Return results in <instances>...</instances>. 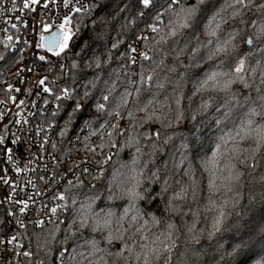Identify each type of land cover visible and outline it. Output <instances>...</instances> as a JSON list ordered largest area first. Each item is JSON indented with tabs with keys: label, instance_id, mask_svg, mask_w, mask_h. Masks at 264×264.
<instances>
[{
	"label": "snow or ice",
	"instance_id": "6c2138e0",
	"mask_svg": "<svg viewBox=\"0 0 264 264\" xmlns=\"http://www.w3.org/2000/svg\"><path fill=\"white\" fill-rule=\"evenodd\" d=\"M38 2L23 0L20 8L17 0H11L9 9L8 0H0V15L35 11L31 6ZM49 3L62 6L66 14L55 26L40 22L36 48L45 54L36 58L47 64L46 54L50 53L66 63L58 65L60 74L55 79L44 75L37 81L48 96L42 107L33 104L43 122L25 128L28 120H14L11 123L20 125L15 132L4 125L0 151L14 172H31L45 186L54 188L52 200L56 203H42L36 218L25 221L29 203L40 194L31 177L25 182L34 189L33 196L26 200H13L11 194L6 197L8 203L22 206L19 215L12 209L7 212L17 232L0 231V260L6 264H174L181 239L176 218L183 221L189 212L196 217L200 211L190 207L185 211L187 202H197L203 191L193 167L199 160L207 174L208 197L203 210L212 214L207 238L232 234L221 254L223 264H264V211L258 219L245 220L247 213L241 206L245 176L260 171L264 187V0H223L219 6L214 0H93L91 4L44 0L43 7L48 8ZM109 6L112 10L105 12ZM93 12L97 13V19L91 21L97 42L107 35L99 29L109 23V17H119L122 29L131 23V43L123 52L122 39L96 48L85 42L78 46L79 51H73L71 42L87 26L73 29V14H80L83 20ZM13 39L6 36L2 42L5 50L13 47ZM24 43L29 44L27 40ZM114 57L122 64L120 71L106 72ZM7 58L0 52V61ZM22 58L21 52L16 62ZM202 62H210L208 71H203ZM193 68L201 69L202 74L190 75ZM24 71L39 70L26 67L16 75ZM47 71L55 73L57 66L53 64ZM189 82L192 87L186 93ZM13 90L20 91L8 84L9 98L15 101L10 95ZM196 97L199 102L194 107ZM50 101L55 102L51 109ZM3 115L0 113V121ZM209 116L211 124L207 123ZM77 129L86 130V135L73 142L71 136ZM24 132L35 134L38 148L21 168L7 144L23 142ZM177 140L180 160L169 154L171 168L167 162L158 164L164 146ZM65 144L73 146L65 151L61 147ZM126 150L132 155L131 163L115 167L113 158ZM74 153L83 156L77 160ZM0 171L4 172L0 180L10 185L7 169ZM176 175L187 180H174ZM17 187L12 186L13 193ZM221 192L224 195L215 199ZM259 199L264 208V191ZM102 200L125 201L126 206L119 215L110 207L97 211ZM233 216L239 219L232 220ZM152 228L162 230L149 235ZM186 234L197 243L203 237V231L195 232V220L187 226ZM189 253L200 255L198 250H187L175 264H194Z\"/></svg>",
	"mask_w": 264,
	"mask_h": 264
},
{
	"label": "built area",
	"instance_id": "2783aa9c",
	"mask_svg": "<svg viewBox=\"0 0 264 264\" xmlns=\"http://www.w3.org/2000/svg\"><path fill=\"white\" fill-rule=\"evenodd\" d=\"M43 3L44 0H39L36 5H32L31 7L35 8V11L23 10L15 13L4 12L0 15V29H7L6 32L0 31V52H5L8 57L6 59L8 65L4 68L0 80V101H3V103H0V113H4L3 119L0 121V129H3L4 125H9L13 132L17 131L20 125L11 123L14 120H21V122L25 119L28 120L30 123L24 125L25 128L33 127L37 123L43 122L38 115L37 107H33V104L42 107L44 99L48 98L47 94L42 92V86L38 85L37 81L44 76L47 69L51 66L52 57L46 54V57L49 58V63L47 64L36 58L38 55L45 54L42 49L36 48L41 29L40 22L46 21L55 26L66 14V10L62 6L57 8L49 3V7L44 8ZM80 3L87 4V0H80ZM17 4L18 7L22 8L23 0H17ZM6 7L9 9L11 8V0H8ZM6 19L10 20V23L5 24L4 21ZM12 24H15L16 27L13 28ZM53 30H55L54 27ZM8 35L14 38L13 42H10L13 44V47L5 50L2 42ZM25 40H27L29 44L26 45L24 43ZM21 52L23 58L17 63L16 60L19 59V53ZM26 67L38 69L39 71H24L20 76L16 75V73ZM21 80L24 82L21 83ZM8 84H11L13 89H20L19 92L13 90L10 93L11 96L15 97V101L9 98V93L7 91ZM27 90H30V95ZM20 101H24L23 105H20ZM54 106L55 102L50 101L49 109ZM17 113L19 115H16ZM33 113H37V115L33 116ZM22 135L24 136L23 142L19 144H7L8 147L14 150V159L19 160L18 166L21 168H23L25 163L37 153L38 148L36 143L38 138L35 137L34 133L30 136L28 132H24ZM73 141H76V138H74ZM29 148H31V152L28 151ZM44 159L47 160V156H45ZM40 166H43L42 163ZM3 169H7V176L11 184L6 185L0 180V201H5L0 204V220L4 221L3 224H0V231H3L4 234H10L11 232H17V229L15 228V221L12 217L7 215V212L9 209H12L19 215L18 209L22 205L10 204L6 201V197L11 194L13 200H26L29 196H33L34 189L25 182L28 177L36 181L39 186L40 194L35 195L34 201L29 203V209L24 216L26 222L28 219L36 218V211L41 208L42 203L54 206L56 202L52 200V191H54V188L50 189L48 186H45L43 182L37 180L36 176L31 172H21L19 174L14 172L12 170V165L6 163V157H4L3 152L0 151V170ZM2 175H4V172L0 171V176ZM18 176L19 179L17 178ZM13 185H18L14 193L12 192ZM29 229H32L31 225H29ZM0 264H6V261L0 260Z\"/></svg>",
	"mask_w": 264,
	"mask_h": 264
},
{
	"label": "trees",
	"instance_id": "16d2710c",
	"mask_svg": "<svg viewBox=\"0 0 264 264\" xmlns=\"http://www.w3.org/2000/svg\"><path fill=\"white\" fill-rule=\"evenodd\" d=\"M93 0H87V4H91ZM189 3L192 2V0H188ZM214 2L217 3V6L223 3V0H214ZM111 6H109L107 9H105V12L111 11ZM101 15H104L105 13H100ZM74 20L72 27L75 29L77 25H87L86 27H82L80 34L72 41V46H73V51L77 52L79 51L78 46H82L85 42L90 43L93 45L94 48L99 47L101 43L105 45H109V42L112 40L116 39H122L125 41V44H121L120 46V51L123 52L125 50V45L127 43H131V32L134 31L131 23L129 22L127 28H121V22L120 18L118 17L117 19H112V17H109V23H105L100 25V31L106 33V37L103 41L97 42L94 40L95 37V32L93 31L92 23L91 21L93 19H97V13L93 12L91 17H84V19H81L80 14H75L74 15ZM231 23V22H230ZM229 25H226L225 28L227 29ZM226 35V32L224 33ZM201 39H207V37L201 36ZM185 63H187V57L184 58ZM8 62L5 61H0V80H1V75L4 70V68L8 65ZM60 63H66L63 60L57 61L56 58L52 57L51 58V66L55 64L57 66V71L55 73L53 72H48L44 75H48L49 79H55L57 75H59V69L58 65ZM67 63H71V61H67ZM171 63V61H170ZM203 71H208L210 68V62L208 64H203ZM49 67V68H50ZM122 67V64L119 60H117L115 57L113 58V63L110 66H106L105 70L106 72H111L112 70H116L117 72L120 71ZM138 70V69H137ZM183 71V69H181ZM192 72H201V69L198 68H193L189 71V74L191 75ZM202 74V72H201ZM163 75V73H162ZM173 77L175 78L176 74H172ZM135 79V77H133ZM192 84L189 82L186 85L185 92L189 93L191 90ZM121 91L123 88L120 89ZM253 98H255V93H253ZM199 102V97H196L193 103V106L196 107ZM143 115V114H140ZM63 121H60L62 123ZM122 124L124 123L123 121L121 122ZM207 123L211 124L212 123V117L209 116L207 118ZM152 127L156 128L158 125H145V128ZM143 131V129H141ZM207 131V129H205ZM86 135V130L85 132H80L79 129L76 130V134L71 136V139L74 140L77 136H79L81 139H83V136ZM75 142V141H73ZM178 145H179V140L175 141L173 145H166L164 146V154L159 155L157 157V162L163 163L167 162L169 164V167L171 168L172 166V161L169 158V154H174L175 159L177 161L180 160V152L178 150ZM73 145L71 144H65L62 145L61 147L66 151L68 148H71ZM149 148H145V151H149ZM135 149H132L131 152H134ZM83 156L82 153H74V158L79 160ZM191 159V157H189ZM132 160V155L128 150L125 152L121 153L119 157H114L113 158V165L115 167H120L121 163H128L130 164ZM68 163H71V161H68ZM185 167H187V161L185 162ZM193 167L197 170V179L201 182V187L203 189L202 192L198 194V200L197 202H192L191 199L187 202V206L185 207V211H188V207H190L192 210H196L197 208L200 210L198 215L196 217H193L191 212L188 213V215L184 216L183 221H186V224H184L183 221L179 217L176 218V223L181 226V239L178 242L179 246L176 252L173 255V262L175 264L176 258L182 254L185 253L187 250L195 249L198 250L200 255L199 257H192L191 254L189 253V258L194 261V264H223L222 260V252L223 250L228 246L231 238V233H224L223 236H219L217 238H214L212 240H209L207 238V230H210V224H211V213H206L204 212V206L207 204V197H208V192H207V174L203 172V169L200 167V162L199 160H196L193 162ZM62 171L65 169L62 167ZM112 171V167H109L108 169V174H110ZM260 175L261 172L257 171L251 176H245V184L244 188L242 189L243 191V199L241 201V206L245 209V212L247 213L244 216V219L247 220L250 217H255L256 219L259 218L260 214L262 211H264V208H262V205L260 203V193L261 191H264V187H262L260 183ZM174 180H187V177H182V175H176L174 177ZM91 183H97L96 181H92ZM175 187L179 188V185L176 184L174 185ZM87 191V189H85ZM224 195L223 192L217 194L215 199H220ZM251 200V203H250ZM98 208L97 211H99L101 208H106L110 207L112 208L113 211L117 213V215L121 214L123 212V206H126L125 201H120L117 200L115 202H105V201H99L98 202ZM143 206V205H142ZM147 207V206H144ZM239 219V217L233 216L232 220ZM195 220V232L197 234L201 233L203 231V237L200 239L199 243L194 241L190 235H187V226H191ZM127 226V225H126ZM159 230H162L159 229ZM156 228H152L151 232L149 235L152 233H156L159 231ZM32 234V229L29 230L28 235ZM86 236L91 235L89 233H85ZM22 243L25 245L28 243L26 239L21 240ZM83 242V241H81ZM71 243V242H70ZM131 244L132 242L129 241ZM115 247H119L118 244L115 245Z\"/></svg>",
	"mask_w": 264,
	"mask_h": 264
},
{
	"label": "rangeland",
	"instance_id": "374dc122",
	"mask_svg": "<svg viewBox=\"0 0 264 264\" xmlns=\"http://www.w3.org/2000/svg\"><path fill=\"white\" fill-rule=\"evenodd\" d=\"M48 54V56H50L51 57V54L50 53H47Z\"/></svg>",
	"mask_w": 264,
	"mask_h": 264
}]
</instances>
